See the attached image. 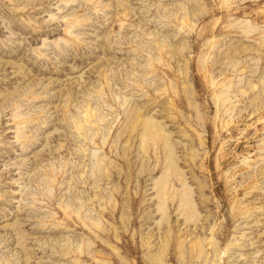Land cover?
I'll list each match as a JSON object with an SVG mask.
<instances>
[{
  "label": "rangeland",
  "instance_id": "374dc122",
  "mask_svg": "<svg viewBox=\"0 0 264 264\" xmlns=\"http://www.w3.org/2000/svg\"><path fill=\"white\" fill-rule=\"evenodd\" d=\"M0 264H264V0H0Z\"/></svg>",
  "mask_w": 264,
  "mask_h": 264
}]
</instances>
